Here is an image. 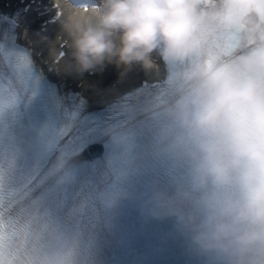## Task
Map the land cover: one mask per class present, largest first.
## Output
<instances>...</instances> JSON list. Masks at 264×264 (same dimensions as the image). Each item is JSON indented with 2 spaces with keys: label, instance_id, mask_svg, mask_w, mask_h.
I'll use <instances>...</instances> for the list:
<instances>
[{
  "label": "clouds",
  "instance_id": "9594fccd",
  "mask_svg": "<svg viewBox=\"0 0 264 264\" xmlns=\"http://www.w3.org/2000/svg\"><path fill=\"white\" fill-rule=\"evenodd\" d=\"M64 2L62 26L81 73L106 62L147 67L158 50L177 66L172 148L190 163L196 195L191 212L163 195L160 204L192 224L202 250L229 264H264V0ZM45 258L78 264L64 247Z\"/></svg>",
  "mask_w": 264,
  "mask_h": 264
},
{
  "label": "snow or ice",
  "instance_id": "6c2138e0",
  "mask_svg": "<svg viewBox=\"0 0 264 264\" xmlns=\"http://www.w3.org/2000/svg\"><path fill=\"white\" fill-rule=\"evenodd\" d=\"M46 13L44 0H28L20 13L0 16L12 29L11 33L5 31L3 38L10 37L13 45L8 48L0 42V113L22 96L34 95L41 84L42 70L25 41L28 28ZM56 84L65 90L64 82L57 80ZM151 87L144 79L140 87L119 97V102L127 105L122 113L115 114L111 106L99 121H86L87 112L80 113L66 97L58 106L60 126L41 131V148L33 158H29L33 145L23 136L0 135V264H47L45 254L50 251L64 247L74 252L78 241L64 222L66 206L81 228L91 229L103 220L94 185L85 181L69 187L72 174L66 163L68 156L86 143L92 128L106 129L118 149L113 190L99 197L105 205L122 194L119 184L137 156L145 164H163L170 170L171 157L160 147L154 122L144 112V99L135 102L141 91ZM45 88L51 95V88L46 84ZM79 99L76 97L77 103Z\"/></svg>",
  "mask_w": 264,
  "mask_h": 264
},
{
  "label": "bare ground",
  "instance_id": "6f19581e",
  "mask_svg": "<svg viewBox=\"0 0 264 264\" xmlns=\"http://www.w3.org/2000/svg\"><path fill=\"white\" fill-rule=\"evenodd\" d=\"M67 14L68 11H65L58 22L50 24L46 33H38L41 21L27 30L29 39L25 42L34 47L38 58L50 69L55 79L74 89L83 90L92 102L98 104L135 86L141 78L155 75L158 61L154 55L151 57L152 64L147 67L142 64L125 66L106 62L102 66L91 69L95 71L93 76H90L88 72L78 71L73 64L70 39L62 26V21ZM43 36H47L48 40H43ZM61 44H64L63 48L66 49L67 54L56 62L55 59L62 48Z\"/></svg>",
  "mask_w": 264,
  "mask_h": 264
}]
</instances>
